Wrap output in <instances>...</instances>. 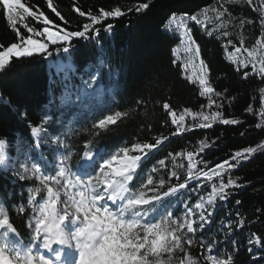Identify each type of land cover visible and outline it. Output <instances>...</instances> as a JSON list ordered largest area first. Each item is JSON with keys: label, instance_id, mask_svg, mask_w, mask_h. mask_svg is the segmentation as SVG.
<instances>
[{"label": "trees", "instance_id": "trees-1", "mask_svg": "<svg viewBox=\"0 0 264 264\" xmlns=\"http://www.w3.org/2000/svg\"><path fill=\"white\" fill-rule=\"evenodd\" d=\"M21 2L37 14L44 12L54 24L67 31L83 30L85 24L100 31L99 35L90 33L88 38H73L69 53L13 58L10 66L0 71V139L6 142L7 158L5 165H0V207L5 209L18 232V236L10 235L9 239L22 241L24 245L30 243L29 224L34 225V217L39 214L36 209L47 199L46 189L31 171L28 178L21 179L24 167L37 169L36 175L40 177H51L63 162L72 180L82 169L86 151L115 154L121 147L131 149L134 144L155 143L157 138L167 137L148 153V158L138 168L139 177L146 180L151 174L157 180L164 178L167 183L161 191H166L169 184L185 181L191 163L193 175L199 173L200 179L189 181L178 196L166 198L165 206L174 216L191 207L196 213L192 219L197 221L199 212L205 215L212 212L211 223L206 224L203 231L189 234L197 243L188 246L185 253L173 255L170 264H179L180 260L187 264L189 259L195 264H206L209 253L200 245L201 238L206 243L218 241L211 253L217 259L231 257L232 264H264V150L247 159L241 158L237 167L226 166L219 176L212 171L226 160L235 164L236 151L264 143V117L260 115L264 108L261 91L264 80L259 75L245 78L244 69L236 71V65L228 59L236 47L257 52L264 47L257 44L264 40L261 27L264 0H239L238 3L226 0H51L63 20L48 7V0ZM145 3L149 7L137 12L136 8ZM221 5L230 15L217 17ZM116 8L124 15L102 18L100 23L91 24L88 13L99 16L101 10L107 12ZM77 9L85 15L81 16ZM173 13L178 16L196 14L202 21V25L188 22V28L199 48L200 61L206 66L209 83L223 94V99L213 96L216 104H209L207 97L200 96L199 80L187 74L176 55L186 35L183 27L165 26ZM220 23L227 27L217 30ZM24 24L37 31L43 27L42 21L25 15L22 22H17L25 36L28 33ZM108 24L113 27L105 31ZM224 31L229 35H223ZM16 42V34L0 7V45L7 47ZM57 46L49 44V50ZM237 55L243 58L246 52ZM59 63L65 65V70L57 71ZM97 71L100 73L97 86L103 89L99 97L85 103L75 102L86 82H90V76ZM247 71L251 72V68ZM69 97L73 102H68ZM165 103L176 113L177 120L184 116L183 126L176 135L173 133L177 132V125L172 123L173 117L164 108ZM117 111L122 116L116 124L108 125L107 129L94 127L101 118ZM216 112L220 117L212 119ZM202 115L210 117L209 127L198 126L204 123ZM223 119H236L240 123L224 125ZM34 127L44 129L38 138L33 137ZM160 160H164V166H160ZM153 168L157 171L152 172ZM205 171L212 174V180L204 178ZM229 179L234 181L226 189L230 197L226 201L217 198L209 205L212 188H218L221 182L226 184ZM135 182L138 186L140 180ZM65 184L66 181L61 180L60 185H52L60 192L58 210L69 198L66 188L62 187ZM37 187L41 192L29 203ZM147 195L152 193L147 192ZM197 204L203 207L197 209ZM164 259L167 260V255Z\"/></svg>", "mask_w": 264, "mask_h": 264}, {"label": "snow or ice", "instance_id": "snow-or-ice-1", "mask_svg": "<svg viewBox=\"0 0 264 264\" xmlns=\"http://www.w3.org/2000/svg\"><path fill=\"white\" fill-rule=\"evenodd\" d=\"M226 2L238 3L239 0H226ZM0 7L4 10L7 24L18 39V42L11 43L10 46L0 45L2 48L0 50V71L10 66L13 58H27L34 54L52 57L54 53H69L73 38H88L90 33L99 35L100 29L90 28L87 24L83 26V30L67 31L66 28L54 24L44 12L37 14L30 7H26L21 0H0ZM48 7L57 16H60L51 0H48ZM148 7L149 5L145 3L139 5L136 11L139 12ZM77 11L81 16L85 15L79 9ZM25 15L38 22L42 21V30L37 31L24 24L23 27L27 29L28 35H22L17 27V22H22ZM88 15L94 26L100 23L102 18L122 16L124 13L116 8L107 12L101 10L99 16H93L91 13ZM216 15L218 18H223L230 13L221 5V10L217 11ZM60 19L63 20L64 17L60 16ZM188 22L202 25L200 17L196 14L185 13L178 16L173 13L165 26L173 24L183 27L184 34L194 44L195 41L188 28ZM112 27L113 25L108 24L105 31H110ZM226 27V24L220 23L217 30ZM261 27L264 28V17H262ZM223 35L227 36L229 33L224 31ZM34 37H40V39ZM49 44L58 46L50 51ZM257 44H264V40L257 41ZM233 47L235 46L233 45ZM242 51L246 52V56L239 58L237 54ZM195 52L199 53L198 47ZM228 59L236 65V71L244 69L243 76L245 78L259 75L264 80V47H261L259 52L255 49L236 47L235 52L229 53ZM201 63L205 70L199 78L201 87L199 94L201 97H207L209 104H216L213 96L223 99V94L216 92L211 86L207 78L206 66L203 65V62ZM102 66L103 62L101 61ZM67 67L71 68L70 65ZM249 68H251V72L247 71ZM61 70H65V65H57V71ZM99 75L100 73L97 71L90 76V82H86L85 89L80 95H77L75 102L85 103L86 100L91 101L99 97L103 91L97 86ZM65 76L67 77V71H65ZM87 89H92V91L89 92ZM261 91L264 93V89ZM68 102H73L70 97ZM164 108L173 117L172 123L177 125V132L173 133L176 135L183 126L184 116L181 115L177 120L176 113L172 111L169 104L165 103ZM185 111L188 110L185 109ZM189 114L191 115V113ZM260 115L264 117V108L261 109ZM121 116L122 113L119 111L109 114L101 118L94 127L107 129L108 125L116 124ZM218 117H220V113L216 112L211 118ZM202 119L204 123L198 126L209 127L207 121L210 117L202 115ZM222 123L235 125L240 122L236 119H223ZM43 130L40 127L32 128L35 135H39ZM166 139L167 137H162L157 138L155 143H137L131 149L121 147L115 154L105 152L101 155L97 153L99 159L93 158L91 150L86 151L84 153L86 162L82 167L87 179L77 175L74 180H70L69 172L63 166V162L55 175L51 177L47 175L40 177L36 175L37 169L30 170L28 167H24V175H21V179L28 178L27 174L31 171L32 175L36 176L43 188L46 189L47 199L39 203L36 209L39 214L34 217V225L29 224L32 234L28 245H24L22 241L14 242L9 239L10 235L18 236V232L5 209L0 207V264H170L173 255L185 253L188 246L197 243L193 235L189 234H195L198 230L203 231L205 225L211 223L212 212H208L207 215L203 211L199 212L197 221L192 219L196 213L191 207H187L179 216H174L173 211L165 206L166 198L178 196L181 190L188 186L189 181L200 179L199 173L193 175L191 163L185 181L176 185L169 184L166 191H161L167 183L164 178L160 177L157 180L151 174L147 175L146 180L139 177L138 168L148 158V153L158 148ZM5 145L6 142L0 139V165L6 163ZM259 150H264V143L256 148L247 147L242 151H236L234 153L235 164L226 160L217 164L212 171L219 176L221 175L220 170L226 166L228 168L237 167L241 158L247 159ZM133 152L139 154H133ZM188 156L191 160L192 153L189 152ZM164 163V160L159 161L160 166H164ZM97 168L98 172H96ZM156 171L157 169H152V172ZM172 175L174 176L175 173ZM203 176L207 180L213 179L212 174L208 171L203 172ZM136 179L140 180L138 186L135 182ZM61 180L66 181L62 187L71 186L78 191L75 195L69 196L68 200L63 201L65 206L58 210L57 205L61 203L60 192L59 188L54 190L52 185H60ZM233 184L234 181L229 179L226 184L221 182L218 188L214 186L212 188L213 195L207 203L213 205L217 198L220 201H226L230 197V193L226 189ZM40 192L41 188H35L29 203H32L36 194ZM147 192H151L152 195H147ZM236 203L239 204L240 201H236ZM202 207L203 204L196 205L197 209ZM20 210L24 211L23 208ZM199 243L209 253L206 257V264L207 261H211V264H232L231 257H228L227 260H220L211 254L218 241L206 243L201 238ZM37 244L40 248L51 253L54 259L42 253L34 254L33 249ZM53 245L58 247L54 248ZM165 255H167V260L164 259ZM179 264H185V261L180 260ZM187 264H195V261L189 259Z\"/></svg>", "mask_w": 264, "mask_h": 264}, {"label": "rangeland", "instance_id": "rangeland-1", "mask_svg": "<svg viewBox=\"0 0 264 264\" xmlns=\"http://www.w3.org/2000/svg\"><path fill=\"white\" fill-rule=\"evenodd\" d=\"M196 48L197 47H196L195 43L194 44L191 43L188 40V37L185 36L183 38L180 46L176 49V55L184 64L187 74L191 78L199 80L201 75H203L204 69L202 67V63L200 61L199 54H196V52H195ZM59 64H63V63H59ZM40 135H41V133L39 135L33 134V136L35 138H38ZM94 159H97V158L94 157ZM79 176H81L83 179H87V176H85L84 173L79 175ZM65 188H66L65 192L67 194H69V196L75 195L78 191V189L73 188L71 186H68ZM33 250H36V249L34 248ZM36 252H37V250H36ZM39 252H40V250H39Z\"/></svg>", "mask_w": 264, "mask_h": 264}, {"label": "bare ground", "instance_id": "bare-ground-1", "mask_svg": "<svg viewBox=\"0 0 264 264\" xmlns=\"http://www.w3.org/2000/svg\"><path fill=\"white\" fill-rule=\"evenodd\" d=\"M86 160H85V157H84V164H85Z\"/></svg>", "mask_w": 264, "mask_h": 264}]
</instances>
